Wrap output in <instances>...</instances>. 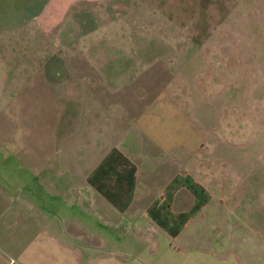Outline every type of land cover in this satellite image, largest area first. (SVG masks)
Segmentation results:
<instances>
[{
	"label": "rangeland",
	"instance_id": "obj_1",
	"mask_svg": "<svg viewBox=\"0 0 264 264\" xmlns=\"http://www.w3.org/2000/svg\"><path fill=\"white\" fill-rule=\"evenodd\" d=\"M0 28L21 74L35 58L63 76L55 134L35 146L58 154L51 167L104 179L114 158L123 207L85 236L122 264H264V0H0ZM97 90L113 105L108 139L84 123ZM167 162L183 170L161 174ZM182 181L186 211L170 198ZM65 186L71 202L79 183Z\"/></svg>",
	"mask_w": 264,
	"mask_h": 264
},
{
	"label": "crops",
	"instance_id": "obj_2",
	"mask_svg": "<svg viewBox=\"0 0 264 264\" xmlns=\"http://www.w3.org/2000/svg\"><path fill=\"white\" fill-rule=\"evenodd\" d=\"M18 48V43L16 46L7 44L0 35V264H122L106 251L110 248L109 244H96L95 240L92 241L94 236L90 238V235L83 234L86 223L113 225L111 223L116 222L120 215L116 209L123 206L116 204L114 185L110 184L115 172L111 166L114 158L106 163L104 179L100 176L93 178L95 170L87 169L84 173L78 164L75 165L76 171H66L68 175L51 167L52 157L58 154L41 153L35 146L44 138L52 139L59 119L46 112L59 106L63 94H68V91L65 87L63 89V76L51 74V68L49 71L36 70L33 67L36 65L35 58L31 63L27 61V72L21 74ZM53 61L63 63L58 57ZM42 62L48 61L39 57L38 63ZM91 97L94 104L99 97L97 105L105 108L102 107L97 114L89 111L90 120L86 119L84 123L88 128L96 127L95 130L108 139L113 126V118L108 116L113 107L110 95L105 90H97ZM20 118L25 129L22 136L19 132ZM36 122L41 125L40 131L34 130ZM106 145L108 147V141ZM112 147L115 149L114 143ZM6 149L8 151L3 153ZM142 152L150 158L158 155L151 148L142 149ZM60 157L63 167L67 166L63 154ZM186 160L188 158L183 159ZM8 161L11 163L7 164ZM176 167L183 170L173 162L163 163L157 168L161 174H166L173 169L179 171ZM176 177L184 179L180 175ZM70 182L79 183L76 190L71 191V202L68 201L67 191L73 187L65 186ZM182 182V187H171L170 198L182 211H186L193 208L188 203L192 200L191 190L186 181ZM84 210L87 212L86 219ZM163 227L166 224L163 223ZM110 233L113 234L112 231L107 232L108 235Z\"/></svg>",
	"mask_w": 264,
	"mask_h": 264
}]
</instances>
